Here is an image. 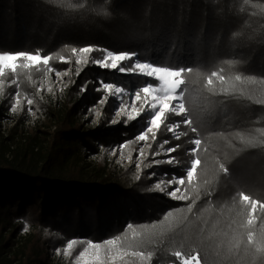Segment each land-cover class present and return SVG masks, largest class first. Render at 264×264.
Masks as SVG:
<instances>
[{"label": "trees", "instance_id": "16d2710c", "mask_svg": "<svg viewBox=\"0 0 264 264\" xmlns=\"http://www.w3.org/2000/svg\"><path fill=\"white\" fill-rule=\"evenodd\" d=\"M83 47L193 68L182 103L193 113V126L200 127L197 133L188 130L180 140H171L182 145L181 160L188 159L184 149L193 147L186 142L189 137L202 141L197 153L201 163L192 183L182 189L189 199H173L167 189L152 186L149 174L155 168L183 174L179 165L150 161L157 144L171 137L167 131L157 133V141L144 149L136 170L115 169L99 152L93 169L104 171V176L85 174L79 160L85 148L97 150L94 137L103 147L124 140L133 157L139 144L133 134L145 123L128 121L125 114L117 124L109 123L115 100L105 90L94 89L96 78H115L130 90L151 78L113 71L107 77L91 65L99 51L89 54L87 63L80 54L77 64L79 52L72 49ZM0 52L51 55L49 66L68 65L71 81L62 114L54 113V120L40 115V130L48 134L43 149L34 152L30 146L31 153H17V165L14 157L4 155L11 149L0 140V213L29 209L47 221L45 231L37 230L14 254L19 264L43 263L49 244L58 242L60 234L95 241L118 237L115 247L130 253L125 264H181L189 255L201 264H264V0H0ZM49 66L18 67L16 83H10L5 70L0 76L3 115L15 92L17 110H24L43 81H51ZM212 71L218 76L209 85ZM75 75L85 86L76 97ZM100 94L107 101L87 112L88 117L95 115L96 124L84 125L87 120L78 106L88 102L91 107ZM209 115L208 123H202ZM172 119L180 121L179 116ZM60 150L66 152L58 155ZM220 163L228 173L219 170ZM241 193L250 199L244 201ZM77 247L76 241L73 251Z\"/></svg>", "mask_w": 264, "mask_h": 264}, {"label": "rangeland", "instance_id": "374dc122", "mask_svg": "<svg viewBox=\"0 0 264 264\" xmlns=\"http://www.w3.org/2000/svg\"><path fill=\"white\" fill-rule=\"evenodd\" d=\"M16 54V53H10V52H0V54ZM115 53V52H114ZM101 54H97L96 56L92 57L91 65L95 67L98 71L104 72L107 77H111L109 75H112V71L115 73H120V75L125 74H137L135 72L131 71H125L120 72L118 70H114L111 68H105L102 66L97 65L93 62L95 59L101 58ZM77 59L82 60L80 57V54L78 53ZM141 62H148V61H141ZM19 63V62H17ZM127 63V62H125ZM151 63V62H148ZM25 64H28L29 66L36 65L34 62L26 61ZM49 67L52 68V71L47 72L51 74L52 79L51 81H43V83L39 86L38 92L32 96L29 99L33 100V104L31 106L27 105L22 112L17 110L12 112L10 111V108L13 104L16 103V97L13 96L12 100L10 101L9 105V112H6V115H3V110H0V140L5 143V145L9 146L11 151L4 150V155L6 157H14L13 161L14 163H17V165H20L19 162H21V159L19 158L17 153L22 154L23 152L31 153L30 146H33L34 152L38 151L37 149H43L46 144V137L48 134H44L41 132V114H45L50 119L54 120V115H61L62 114V106L63 102L68 97V86L70 85L71 81L68 79V73H69V66L66 65L65 67H57L50 65ZM56 71H59L61 75L59 77L56 76ZM138 75V74H137ZM75 81V97L79 96L83 93L84 85L78 84L77 82V76L75 75L72 79ZM150 81H145L144 84L140 87L138 90H130L125 87H123V84H120L116 81L115 78H104L103 76H98L96 78L95 83L93 84L94 89H103V84H110L113 86L112 89H103L105 90L109 96L113 97L115 100V106L112 109V115H111V121L109 123H112V125L117 124L119 122V116L117 115V112L121 111V104L122 101L125 102V112H122L121 114H125L126 117L128 114L136 115V110L139 109V105L141 103H147L151 101L152 96L148 95L145 98V94L141 93V99L137 101L135 99V93L139 90H141L144 86H146L147 83H151ZM115 88L122 89V94H115L111 95V92H114ZM104 97L102 94L99 95L98 101L101 100V98ZM70 98V95H69ZM98 101H91V107L88 105V102L82 103L78 106L79 109H82L83 117L87 120L84 121V125H86V122H89L91 127H94L96 124V118L95 115L92 117H88V109L93 108L97 109V106L101 103H98ZM182 103V100L180 101ZM18 105V104H17ZM132 106V107H129ZM30 109V110H29ZM53 112V113H52ZM55 113V114H54ZM88 117V118H87ZM17 120V121H16ZM115 121V122H114ZM146 123V122H145ZM145 123L142 125L141 128H139L134 134L133 138H136L139 134H142L145 130ZM48 129H53V125L50 124L48 126ZM97 147V150L90 151L88 149H84L83 151V157L79 160V164L82 165V169L85 172V174H94V172L98 175H103L99 169H93L98 164L96 162L97 153L101 152L104 153V160L105 162L110 161L112 165H115V169H122L126 167H130L133 171L136 170L138 167L137 165L140 164L142 157L139 156V150L143 148V151L145 148L149 147V145L152 142V139L149 138L147 142L139 141V144L134 152V156H130L127 154L126 146L124 140L117 141L112 143H109L106 147H103L99 142H97L98 137H94ZM58 145V144H57ZM124 146L121 148V146ZM158 148L153 153L158 152L159 155H162L161 157L158 155H153L151 153L150 155V161L156 162V161H167L169 159L168 155L166 154V148L168 145H164L163 147L160 146V143L157 144ZM113 150H115V154H113ZM62 152H66L65 150H60L57 154H61ZM173 155V154H172ZM158 156V157H156ZM33 157H37L36 153H33ZM156 157V158H155ZM55 164H58L57 162L59 160H55ZM96 165V166H95ZM172 165V164H171ZM95 170V171H94ZM166 169H160L155 168L153 172L156 175L153 176L152 180V186L156 188V184L159 183L161 180L165 181V184H161V188H165L167 192H170L172 190L173 186H170L171 189L168 190V187H166V182L170 175L173 172L167 173L168 176H165L166 172H163ZM178 170H181V167H178ZM163 190V191H165ZM170 196V195H169ZM171 197V196H170ZM29 209L25 210L24 212L20 213H8V212H1L0 213V219L2 222H0V260H2V264H19V259L15 258L14 254H17L19 250H21L22 246L25 245L26 241L34 234L37 230H40L42 233L45 231L47 221H40L36 216H34ZM15 225L17 227L14 229L11 236L6 237V233L9 230H12ZM27 227V231H25V228ZM109 239H114L113 237H108L103 239L102 241H95L90 238H79L74 236H63L62 234L59 235V241L58 242H51L49 245H51L50 253L48 256V259L45 260L41 264H125L124 260L127 256H129L130 253H127L125 251H122L121 249H118L115 247V243L112 245H108L105 242ZM72 241H77L78 247L76 251H73V249H68L67 244ZM91 242L93 244H101V248L99 250H96L94 248H89L88 253L84 257H80L78 259H74V257L77 256V253L81 250H83L84 247L88 245V243ZM76 244L73 245V247ZM97 256H99V259H97ZM35 259V258H34ZM7 261V262H5ZM1 264V263H0ZM29 264H40L36 261H31Z\"/></svg>", "mask_w": 264, "mask_h": 264}, {"label": "snow or ice", "instance_id": "6c2138e0", "mask_svg": "<svg viewBox=\"0 0 264 264\" xmlns=\"http://www.w3.org/2000/svg\"><path fill=\"white\" fill-rule=\"evenodd\" d=\"M78 2V0H77ZM102 52V56L99 59L93 60L99 66L105 68H111L114 70H118L120 72L131 71L135 72L138 75L146 76L151 78L152 82L147 83L141 90L135 93V99L139 101L141 99V93L145 94V98L148 95H151V101L145 103H141L139 105V109L136 110V115H127V120L132 121L136 120H144L145 130L142 134H139L135 139L137 141L147 142L149 138L153 141H157V133H162V131L170 132L171 137L162 140L160 142V146L168 145L166 148V154L169 159L167 162L169 164L179 165L181 166V171L183 174H178L177 172H173L166 182V187H172V190L167 194L170 195L173 199L177 200H187L188 196L184 195L182 189H185L187 185L191 184L194 178V174L197 171V166L201 163V160L198 158L197 153L201 146V139L195 136L189 137L186 141L187 143H191L193 145L192 148H186L183 151V155L188 157L187 160L180 159V149L182 147L181 144H172L171 140H180L182 135H186L187 131L190 130L191 133H197L198 127L193 126L194 121L189 117L193 114L191 110L186 109L185 104L181 103V100L187 99L185 96V91L190 87V80L188 76L193 72V68L188 66H181L179 64H161L157 65L155 61L141 62V60L137 57L136 53H114L112 50H102L99 48L93 47H83L77 50L76 48L72 49V52L75 54L79 52L82 55L84 62L87 63L89 54L93 52ZM53 59L51 55L42 56L39 52L35 54H27V53H16V54H0V76H5V70L11 74L10 83H16V74L18 67H29L28 64H18V61H30L34 62L36 65L43 64L44 66H49L50 61ZM62 62L65 61L64 57L61 56L59 58ZM81 61L77 59L76 63L79 64ZM129 62V63H125ZM39 70V69H38ZM48 71H52L51 67H48ZM56 76L59 77L61 73L56 71ZM79 73H77L78 75ZM218 74L215 71H212L208 76L207 83L211 85L213 83L212 77H217ZM221 81H223L224 76L219 75L218 77ZM236 80H240L241 76L237 75L235 77ZM103 89H112L113 86L110 84H103ZM111 95L122 94V89L115 88L114 92L110 93ZM16 99V103L12 105L10 111L15 112L17 104H19V92L12 93ZM108 97L104 96L101 98L98 103H105ZM33 104L32 99H27V105L31 106ZM132 107V106H129ZM30 110V109H29ZM122 112H125V102L122 101L121 111L117 112V115H121ZM173 116H179L180 121L172 119ZM211 119V115H209L202 123L207 124L208 120ZM115 122V121H114ZM150 146V145H149ZM124 147L123 145L121 148ZM173 153H177L176 156H173ZM113 154H115V150H113ZM144 151L143 148L139 150V156L143 157ZM153 155H159L158 152L153 153ZM162 161H156L155 163H161ZM139 167V165H137ZM219 170L223 173H228L229 169L225 167L224 163H220ZM151 175H156L155 173H151ZM168 176L167 173L163 174ZM231 178V177H229ZM161 184H165V181L161 180L156 184V188L160 190H165V188H161ZM242 199L244 201H248L250 199L249 195H244L241 193ZM253 207H255V201H252ZM191 210V205H189ZM133 225H127V228H132ZM27 231V227L25 228ZM118 237L115 239H109L105 243L108 245H112L116 243ZM76 244V241L69 242L67 244L68 249H72L73 245ZM89 248H94L99 250L101 248V244H93L91 242L88 243L83 250L77 253V256L74 259H78L80 257H84L88 253ZM139 255H143L139 253ZM151 255V253H149ZM175 256L178 259H181L182 254L180 252H176ZM99 259V256H97ZM192 260L196 261V264H200L198 257H192ZM181 264H190L188 259H183Z\"/></svg>", "mask_w": 264, "mask_h": 264}, {"label": "built area", "instance_id": "2783aa9c", "mask_svg": "<svg viewBox=\"0 0 264 264\" xmlns=\"http://www.w3.org/2000/svg\"><path fill=\"white\" fill-rule=\"evenodd\" d=\"M192 257H193L192 255H189V256H183L182 259H181V261H182L183 259H188V260L190 261V264H196V261L191 259ZM200 264H201V263H200Z\"/></svg>", "mask_w": 264, "mask_h": 264}]
</instances>
